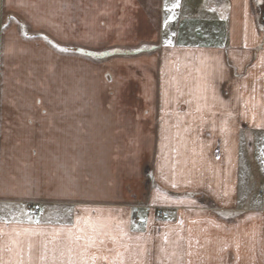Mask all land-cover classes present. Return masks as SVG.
<instances>
[{"label": "crops", "instance_id": "crops-1", "mask_svg": "<svg viewBox=\"0 0 264 264\" xmlns=\"http://www.w3.org/2000/svg\"><path fill=\"white\" fill-rule=\"evenodd\" d=\"M180 1L0 0L5 260L264 264V0Z\"/></svg>", "mask_w": 264, "mask_h": 264}, {"label": "snow or ice", "instance_id": "snow-or-ice-1", "mask_svg": "<svg viewBox=\"0 0 264 264\" xmlns=\"http://www.w3.org/2000/svg\"><path fill=\"white\" fill-rule=\"evenodd\" d=\"M7 27V25H5ZM27 35V33H25ZM44 39H47V37H44ZM51 43V41H49ZM61 51H66V49H61ZM82 54H86L89 56L95 55V53H83V50H80ZM109 53H103V55H108ZM38 223V221H37ZM26 232L28 230H25ZM2 232V230H0ZM21 234L16 233V236L19 237ZM31 235L35 236L37 233L35 231L31 232ZM40 235H43L45 237H51L50 239H44L39 242H33L31 239L28 240L26 244L27 249V264H57V254L59 257H64L65 253H71L73 249L67 245L64 244L63 240L60 239V232L57 230H53L51 233H40ZM69 235L71 236V233L69 232ZM79 237L76 238V242L79 241ZM86 242L88 244H93L94 241L91 238H86ZM11 243L15 246L16 250V259L12 260H5L3 256H0V264H25L24 260V252H25V244L24 242L20 241L19 239H12ZM103 243V242H101ZM49 245H52L51 249L49 248ZM2 251V250H0ZM8 252H12L13 248H8ZM51 251L52 256L51 260L49 259V252ZM120 253H117V256H120ZM98 257L93 254L92 260L95 261ZM104 260H107L108 258L105 256L103 257ZM61 264H63V261H61ZM67 264H74V261H72L71 258L67 261ZM120 264H124L123 260L120 261Z\"/></svg>", "mask_w": 264, "mask_h": 264}, {"label": "rangeland", "instance_id": "rangeland-1", "mask_svg": "<svg viewBox=\"0 0 264 264\" xmlns=\"http://www.w3.org/2000/svg\"><path fill=\"white\" fill-rule=\"evenodd\" d=\"M183 1V0H182ZM182 1H180V3H182ZM190 4V3H189ZM177 9H179L180 11V5L177 6ZM190 18H185L186 22L189 20ZM191 20L193 21V19L191 18ZM198 24L199 28L202 26L200 21H193V24ZM200 31V29H199ZM188 34V33H187ZM185 34V35H187ZM189 36V34H188ZM251 170V177H252V181H253V186H254V191L252 193H254V198H253V203H257L259 201H263L264 200V184L263 182L257 183V179H258V172H257V166L256 164H253V166H251L250 168Z\"/></svg>", "mask_w": 264, "mask_h": 264}, {"label": "built area", "instance_id": "built-area-1", "mask_svg": "<svg viewBox=\"0 0 264 264\" xmlns=\"http://www.w3.org/2000/svg\"><path fill=\"white\" fill-rule=\"evenodd\" d=\"M33 211L36 213L37 209L33 208ZM159 216H160V218H162V219H168V218H169L168 213L163 212V211H160V212H159ZM131 222H132L133 225H134L135 227H137V228H140V227H142V226L144 225V222L141 221V220H140L138 217H136V216L131 217Z\"/></svg>", "mask_w": 264, "mask_h": 264}]
</instances>
